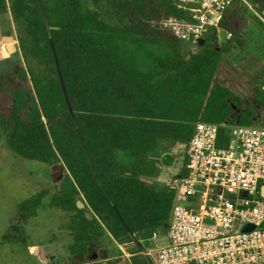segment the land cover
<instances>
[{"label": "trees", "instance_id": "16d2710c", "mask_svg": "<svg viewBox=\"0 0 264 264\" xmlns=\"http://www.w3.org/2000/svg\"><path fill=\"white\" fill-rule=\"evenodd\" d=\"M98 2L0 0V13L24 23L17 46L32 59L14 67L23 81L0 77V131L10 152L48 164L62 179L50 204L69 213L71 264L107 258L104 234L118 243L147 237L166 226L174 199L186 201L171 185L149 184L159 157L171 156L165 142L186 145L199 121L218 124L222 133L232 125L264 126L263 82L249 75L252 59L235 18L238 7L221 20L226 42L220 45L211 28L192 52L173 32L172 23L189 19L173 0H113L126 19L122 25L105 22L88 5ZM229 51L240 56L234 63L244 71L234 85L219 76L221 56ZM185 172L183 165L179 176ZM43 196L22 202V212L32 209L10 229L22 233ZM140 247L135 241L127 248L134 253Z\"/></svg>", "mask_w": 264, "mask_h": 264}, {"label": "built area", "instance_id": "2783aa9c", "mask_svg": "<svg viewBox=\"0 0 264 264\" xmlns=\"http://www.w3.org/2000/svg\"><path fill=\"white\" fill-rule=\"evenodd\" d=\"M173 1L189 15L172 23L173 32L190 44L219 31L230 10L248 7L247 0ZM219 127L194 123L186 172L171 185L186 201L174 199L166 226L135 235L149 264H264V126L232 125L224 133Z\"/></svg>", "mask_w": 264, "mask_h": 264}, {"label": "rangeland", "instance_id": "374dc122", "mask_svg": "<svg viewBox=\"0 0 264 264\" xmlns=\"http://www.w3.org/2000/svg\"><path fill=\"white\" fill-rule=\"evenodd\" d=\"M112 1L99 0L97 6H93L92 3L88 5L91 8L96 7L105 22L122 25L126 19L117 13ZM247 2L248 7L240 5L237 8L235 18L240 35H244L245 43L248 45L249 57L252 59L247 67L250 70L249 75L254 78V82L261 84L264 82V21L256 16L250 7L256 5L255 10L264 15V0ZM19 34H24V23L15 21L7 12L0 13V37L11 36L13 39L12 51L7 49L6 41L0 40V77L7 74L13 79L22 80L14 73V67L21 64L27 66L32 62L31 58L25 59L18 49ZM181 42L183 50L192 52L198 50L196 44ZM239 58L237 53L230 51L221 56L219 76L229 85L238 83L244 76V71L234 63ZM249 82L247 81L248 86L253 85ZM249 89L251 88L244 87L241 90L249 93ZM164 147L171 156L161 155L160 162L155 163L158 168L157 174L148 178L149 184L156 189L172 185L179 177L185 162V144L168 141L164 143ZM52 171L48 164L25 159L10 152L6 147L5 133L0 131V264H71L68 248L73 240L67 227L69 213L50 204L55 189L61 190L62 186V179H56L58 173L52 174ZM40 192H44V196L37 213L26 219L22 226L23 232L10 229V225L17 223L22 213L27 215L32 209L30 204L22 212L19 207L22 202ZM9 229L11 231H8ZM130 244L129 246L133 245ZM125 246L110 240L108 235L104 234L101 248H107L109 254L106 259L97 256L96 264H140L144 255L140 252L129 255L131 252Z\"/></svg>", "mask_w": 264, "mask_h": 264}, {"label": "water", "instance_id": "95a60500", "mask_svg": "<svg viewBox=\"0 0 264 264\" xmlns=\"http://www.w3.org/2000/svg\"><path fill=\"white\" fill-rule=\"evenodd\" d=\"M0 40L6 41L8 43L7 44V49L9 51H12L13 46H12L11 42H12L13 39H12L11 36H1ZM226 40H227V31L225 29H220L218 31V40H217V42L221 45L224 42H226ZM203 42H204L203 38H200L198 40L199 44H202ZM53 54H54L55 61H56V66H57V70H58V74H59V78H60L61 87H62V90H63L65 96H66V89H65L64 81H63L61 73H60V69H59V65H58V61L56 59V55H55L54 49H53ZM262 196H264V192H262ZM76 205H77L78 208H83V206H84V204L80 200L76 201Z\"/></svg>", "mask_w": 264, "mask_h": 264}, {"label": "flooded vegetation", "instance_id": "af4514ba", "mask_svg": "<svg viewBox=\"0 0 264 264\" xmlns=\"http://www.w3.org/2000/svg\"><path fill=\"white\" fill-rule=\"evenodd\" d=\"M136 240H134L133 239V242H135ZM125 243H126V248L129 246V245H131V244H127V241H125ZM132 244H134V243H132ZM119 245V244H118ZM92 251H90V254H89V258L93 255V253H91ZM134 253H136V252H134ZM141 253V252H140ZM97 254V253H96ZM142 255H144L143 257V260L141 261V263L143 262V263H145V262H147V260H149L148 259V257L144 254V253H141ZM129 255H133V252H131V253H129ZM98 256H99V254H98ZM52 257H50V259H51ZM101 259H106V258H101ZM96 260H97V258L96 259H94L93 260V262H95V264H96Z\"/></svg>", "mask_w": 264, "mask_h": 264}, {"label": "crops", "instance_id": "0c3cea01", "mask_svg": "<svg viewBox=\"0 0 264 264\" xmlns=\"http://www.w3.org/2000/svg\"><path fill=\"white\" fill-rule=\"evenodd\" d=\"M228 15V14H227Z\"/></svg>", "mask_w": 264, "mask_h": 264}]
</instances>
